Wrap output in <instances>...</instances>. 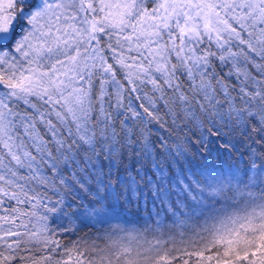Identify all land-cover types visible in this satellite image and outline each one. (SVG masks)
Returning <instances> with one entry per match:
<instances>
[{
    "label": "snow or ice",
    "instance_id": "1",
    "mask_svg": "<svg viewBox=\"0 0 264 264\" xmlns=\"http://www.w3.org/2000/svg\"><path fill=\"white\" fill-rule=\"evenodd\" d=\"M0 264H264V0H0Z\"/></svg>",
    "mask_w": 264,
    "mask_h": 264
},
{
    "label": "trees",
    "instance_id": "2",
    "mask_svg": "<svg viewBox=\"0 0 264 264\" xmlns=\"http://www.w3.org/2000/svg\"><path fill=\"white\" fill-rule=\"evenodd\" d=\"M119 222H122L121 220H127V221H135L136 223H140L142 222L141 216L137 214V210L135 208H132L128 211H125L124 213H122L119 217ZM143 219H147V217H143ZM126 222V221H124ZM116 223V222H115ZM114 223V224H115ZM108 227V225H100V224H95L93 223L92 225H90L89 227H85L83 229V232L81 233V235L87 233V234H99L103 228Z\"/></svg>",
    "mask_w": 264,
    "mask_h": 264
},
{
    "label": "rangeland",
    "instance_id": "3",
    "mask_svg": "<svg viewBox=\"0 0 264 264\" xmlns=\"http://www.w3.org/2000/svg\"><path fill=\"white\" fill-rule=\"evenodd\" d=\"M118 220H119V218L117 217L116 220L113 221V224H114L115 222H117ZM121 221H122V222H120V223H124V221H127V220H124V221L121 220ZM118 222H119V221H118ZM127 222H134V223H136L135 221H127Z\"/></svg>",
    "mask_w": 264,
    "mask_h": 264
}]
</instances>
